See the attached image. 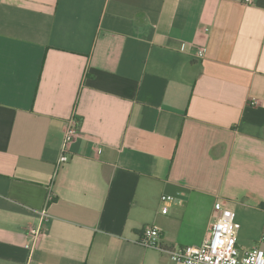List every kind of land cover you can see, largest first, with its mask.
Returning <instances> with one entry per match:
<instances>
[{
    "label": "crops",
    "instance_id": "obj_1",
    "mask_svg": "<svg viewBox=\"0 0 264 264\" xmlns=\"http://www.w3.org/2000/svg\"><path fill=\"white\" fill-rule=\"evenodd\" d=\"M217 201L264 252V0H0V264H179Z\"/></svg>",
    "mask_w": 264,
    "mask_h": 264
},
{
    "label": "built area",
    "instance_id": "obj_2",
    "mask_svg": "<svg viewBox=\"0 0 264 264\" xmlns=\"http://www.w3.org/2000/svg\"><path fill=\"white\" fill-rule=\"evenodd\" d=\"M245 2L249 4L251 0H245ZM196 56L198 58L204 57V47L201 44L197 45ZM251 103L255 105L257 102L252 100ZM78 125L79 122L75 115L67 120L56 169L68 162L70 146L79 136ZM52 200L53 197L49 193L44 208L38 212V225L27 230L26 247L30 250L34 248L38 239L44 234V224L49 218L47 207ZM161 200L172 201V198L162 197ZM214 211V222L211 224L209 233L202 244L168 251L171 261L179 264H264V252L258 247H253L245 252H240L237 249L236 237L239 225L235 221L234 212L224 208L219 201L214 204ZM162 213L165 214L166 209H162ZM139 243L144 248L162 251L159 231L154 227L147 226L142 230Z\"/></svg>",
    "mask_w": 264,
    "mask_h": 264
}]
</instances>
